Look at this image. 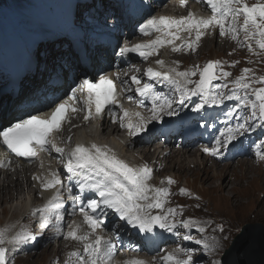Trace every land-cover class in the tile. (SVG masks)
Here are the masks:
<instances>
[{
    "label": "snow or ice",
    "instance_id": "1",
    "mask_svg": "<svg viewBox=\"0 0 264 264\" xmlns=\"http://www.w3.org/2000/svg\"><path fill=\"white\" fill-rule=\"evenodd\" d=\"M204 2L211 13L207 17H197L192 12L179 18L150 16L139 25V32L144 37H150L154 33L159 35L146 43L125 44L119 48V54L126 56L129 53H137L141 58L147 59L165 45L172 46L173 52L182 51L185 47L195 51L197 42L210 29H218L221 37L230 36L233 41L240 43L241 47H247L248 52L253 55L264 54V0L253 5H249L246 0H204ZM186 3L187 0H180L181 7ZM184 32L189 34L195 32L194 41L177 46L175 41L180 40L181 33ZM241 33L244 36L243 42L239 41ZM248 62L252 63L251 60ZM156 63L161 67L164 66L162 60ZM235 63L239 61L230 66L234 67ZM177 68L178 64L177 67L163 72L148 68L144 75L150 83H142L136 75L131 77V84L136 85L135 92L151 102L149 117H144L140 112L130 113L122 105H117L119 94L115 80L107 75H101L98 82L84 79L78 87L71 90L67 99L55 104L47 115L29 114L27 118L0 127V145L5 146L12 154L31 160L38 153L54 151L65 161L64 170L79 188L80 193L89 191L99 197V199L89 197L85 200L80 195L75 198L80 201L79 213L88 230L81 234L80 225L75 222L68 225L69 231L63 238L83 245L82 254L79 252L69 254L68 264H72L73 258L75 264H112L115 246L98 234L104 231L107 210H111L119 221L138 230L140 234L155 235V230L160 229L162 232L179 235L178 227L189 230L195 228L201 234L206 231L200 221L178 220L177 217L183 215L182 207L179 209L166 207L171 195L170 189L149 183L153 169L148 165L131 166L118 158L111 149L95 143L90 146L77 144L67 153L64 148L54 143L52 136L62 130L64 123L69 122V113L80 110L76 105L83 104L86 111L85 121L101 119L108 105L120 107L123 113L120 127L126 128L129 135L135 136L147 131V125L152 121L162 120L163 115H177L179 109L174 108L173 103L183 106L186 101H190L193 104L191 110L200 112L205 106H221L226 101H234V105L227 110L226 116L234 119L236 123L226 124L215 138L214 146L204 149L211 156H217L222 148H228L233 141L245 133L264 128V76H257L253 69L244 68L231 82L229 88L227 78L232 73L224 71L220 61H210L203 68L196 66L195 70L190 71L181 72ZM197 75H199L198 81L191 79ZM119 78L117 75L115 79ZM216 81L221 83L217 84ZM122 84L128 85L129 82L122 81ZM156 84L169 87L173 93H179L178 99L173 101L169 95L158 91ZM193 84L194 87H189ZM225 89L229 90L225 91ZM192 97L198 99L193 101ZM254 152L257 160L264 162V145H256ZM51 177L42 181L41 186L44 191L56 188V194L43 208L33 212V215L39 213L41 228H47L54 215L59 230L62 221L61 210L64 208L59 188L63 187V182L59 173L53 172ZM34 179L39 178L34 177ZM160 183L165 184V181ZM166 183L170 186L175 181L167 178ZM68 191H72L71 186L68 187ZM180 195L191 196V193L182 188ZM219 231L223 232L222 226L219 227ZM146 238L151 239L147 236ZM35 239L36 237L27 230H22L11 239L7 238V230H0V264H10L5 244H22ZM183 239L192 240L200 245L206 254L216 252V247L208 243L207 237L194 240L190 233H186ZM195 252V249L178 247L173 252L161 256L160 262L161 264H200L198 259H194ZM127 264H147V262L133 259ZM212 264H221V261L213 260Z\"/></svg>",
    "mask_w": 264,
    "mask_h": 264
},
{
    "label": "bare ground",
    "instance_id": "2",
    "mask_svg": "<svg viewBox=\"0 0 264 264\" xmlns=\"http://www.w3.org/2000/svg\"><path fill=\"white\" fill-rule=\"evenodd\" d=\"M35 1L33 2L34 4H36ZM37 1L39 2L40 0H37ZM246 2L249 5H253V4L258 3V0H246ZM65 3H67L66 0H61V1L54 0L53 1V4L55 6H58L59 4H65ZM37 5L38 4H36V6ZM44 6L47 9V3L45 0H44ZM204 9L209 10L207 5H204ZM190 12L194 13L195 15L197 14L196 9H191ZM42 14H44V11L41 8V6L39 5V10L34 8V12H31L30 10H26L24 15H25V17H28V19L23 18V19H21V22L24 24L26 21L30 22L32 20L33 24L41 23L43 26L47 23V18L45 16H43ZM63 14H64V12H63ZM187 15H188V13H187ZM119 16H121V15L117 14L115 19H119ZM171 16L179 18L181 16H184V14L178 12L177 14L171 15ZM65 17H63V19H67L68 20L67 24H69L68 14H66ZM241 23H242V21H241ZM20 30L21 29H19V27L16 26L15 23H13L10 19L0 18V56L8 54L10 52V50L15 46L14 41L11 39V37L13 35H16L18 40L22 38V33L20 32ZM138 36H139V38H141L140 41H142V43H146V41L144 40V38L142 36H140V35H138ZM194 38H195V32H192L191 34L184 32V33H181V39L175 41V43L178 44L177 46H179L181 44L192 43L194 41ZM127 40L128 41L131 40V34L128 35ZM239 41L240 42L244 41L243 33L240 34ZM203 43L205 45L206 44H208V45L215 44V48L217 50L218 49L225 50L224 54H222V59L219 56L216 57L217 61L222 62V64L227 67V69H225L224 71L235 72V70L239 67H241L242 69H244V68L253 69V67H251V64L255 65L254 71L256 73L258 70L260 71L259 63L262 60V58L264 57V54H262L260 56L253 55V54L248 52L247 47H241L240 43L233 41L230 36L221 37L219 35L218 29H214V30L210 29L203 35L202 39L197 42L198 46L196 47L195 51H192V50L185 47L182 51L173 52L172 46L167 45L166 47L160 48L157 51V54L155 57L153 56L149 59H142L139 55H137V53H132V54H130L129 58L131 59V61H137L138 64H132L131 67H125L124 66L125 65L124 58L122 57V60L118 63L119 66L125 67L123 69V73H122L123 77L121 78V80H123V81L129 80L130 76L136 75V76L141 77V79L144 80V83H150V81H148V78L144 75V71L146 70V68H148L147 66L149 64H151L153 62H157L158 60H162V61L166 60V59L175 60L180 64V68L184 71L195 70L196 66H199L201 68L200 64H194L191 62V60L194 57H199V58L203 57V55H204V53H203L204 47L202 46ZM230 53H231V55H230ZM33 57H34V55H33ZM110 57H111V55H110ZM120 57H121V55H120ZM250 60L252 61V63L248 62ZM34 61H35V59H34ZM34 61H32V64L34 63ZM111 61L115 62L116 60L112 59ZM236 61H239V63H235L234 67L230 66V65L234 64V62H236ZM15 65L16 64H14V66ZM8 69H10V68H8ZM137 69H139V71H137ZM238 76L239 75L231 76L230 81L235 80ZM191 79L194 81H198L199 75L192 77ZM151 83H154V82H151ZM155 86H156V89L158 91H161L164 94H167L172 98V95H171L172 91L167 90L166 89L167 86H161L159 84H156ZM42 89H43V91L47 90L45 87H43ZM143 106L145 107L146 111L148 112L147 114L151 115L150 108L152 107V105H151L150 100L145 102L143 104ZM173 107L180 110V108L176 107L175 103H173ZM27 113H28L27 110L22 111V110H18V108H13L10 115H11V117L16 118V117H20L22 115H25ZM166 116L167 115H163V119H165ZM196 119L197 118L193 117L190 120V123H193L194 122L193 120H196ZM101 121L103 122L102 126L100 128L97 126L94 129H92V128L94 127L95 120L84 121L78 127V129L76 131H74V134H75L74 136H77L78 132L84 131V132H82L83 137L86 136L87 134L92 133L93 134L92 139H93V141H95L96 138L100 135L101 131L103 130V138L105 136L110 140V138L112 137L113 141L115 143H118L119 149L116 150L117 157L124 160V161L130 160V161H126V162L129 163L131 166H134V167L143 166L142 164L145 162H148V159L156 158V161H157L156 166L159 168L158 174L160 176V175L165 174L168 171H172V167H174V166L177 167V165L169 166L173 158H175V157L181 158V161L179 163V167L183 171V169H185L183 167L184 162L192 160L197 156L196 140H192V139H189L187 141V143H183V147H182V149H180L181 152L175 151L174 155H171V152L164 154V152L162 151L164 146L170 147L174 143V138H169L168 140L162 141L161 143L158 142L159 140L151 141L150 143H148V145L147 144L145 145L146 147H148V146L151 147V150L148 151L149 153L148 152L144 153V152L139 151V153L141 154V156H139V155L134 153V150L132 149L130 144L127 146L123 145L122 139L119 138L120 132L118 130V128H119L118 126L112 125V127L109 128L108 124H110V120L108 118H102ZM91 124H92V127H90ZM108 129H109V132L106 133V131ZM260 131H261V128H257L255 130V132H260ZM157 133L160 134L159 129H155V134H157ZM71 135H72V133H71ZM154 138L155 137H152L151 140H153ZM215 138L213 140L214 142H215ZM89 139H90V137L87 136V140H89ZM65 140L67 142L68 137ZM81 141H84V140H81ZM242 141L245 143L246 139L237 141L235 143V146H234V152L228 156L224 155V153L221 151L219 153V155H217L218 157L213 159L214 161H212V162H210L206 157H203L201 159L202 165L199 162L192 160L191 163H189V168L191 170H187V171L188 172L189 171H196V170H199L200 168L205 171V174H208L207 170H212L213 172L216 171L217 176L215 177V180L216 181L220 180L221 183H222V176H224V174L227 173V174L232 175V173H233V175H235L234 177L236 178V181H235L236 183H233L232 179H231L232 181L227 180L228 183L223 182L222 184H219L217 186L216 190L221 191L222 193L227 191L228 192L227 194H230L231 198H236V196L234 194V184L240 185L241 182L244 181V179L248 178V176L253 175V174H255L256 177H258L259 179H261L262 178L261 175L264 174V162L259 161L257 159L254 162H251L249 155H244V156L239 155V153L243 152V151H238V147H239V145L242 144ZM239 156H240V158H239ZM197 161H198V159H197ZM0 165H4V166H0V200H5V195H8V199L6 202L7 204L8 203L9 204L10 203L15 204L19 201L23 204V200L26 202L27 197L30 196L32 201H33V207H31L30 213H29V215H27V217L30 216L31 212L36 211L37 209H40L43 204H47L48 201L56 194V191H57L56 188L50 189L52 191L51 196H44L42 194L43 189L41 186V182L45 181L47 179V177L49 179L52 178L51 173H50V171L52 169L51 166H49V167L44 166L43 169H41V172H46V170H47V172L43 173V174H38L39 179H34V176L32 175V173L34 172L33 171L34 170L33 169V166H34L33 163L30 166H23V167L22 166L21 167L16 166V169L13 172H10L11 171L10 169H6V166H5L6 161L5 160L0 159ZM247 166H250L251 172H245L244 171L242 173V177L240 176V174L236 173L237 168H243V170H244V169H246ZM184 171H186V170H184ZM260 172H261V174H260ZM61 174H62V179L63 180L66 179V180H64L65 187L66 186L69 187L72 180L70 179L68 173L66 171H64ZM211 178H212V176L206 177L202 180H204V182L206 184L210 185L211 181H212ZM262 180L264 181L263 178H262ZM231 182H232V184H231ZM149 183H150V181H149ZM251 183H252V186H254L258 182L254 178ZM214 184H215V182H214ZM263 184L264 183L262 182L260 184H257V186H259L261 188L263 186ZM229 188H231V189L229 190ZM230 191H232V192H230ZM14 193H15V196L13 197L12 195ZM74 193H76V191ZM25 196H27V197H25ZM97 197L98 196H96V194L93 196V198H95V199ZM196 197H199V199H196ZM172 198H173V193L171 192V195L169 197V203H170V200H172ZM219 198H221V197H219ZM86 199L87 198H85V200ZM61 200L65 201V199H61ZM169 203L166 205V207H169ZM205 203L206 202H205L203 196L200 195L199 193H197V195L193 196V200H187L186 201L185 207H186V210L188 212L192 213L193 216L195 218H197L202 223V226H204L206 228L205 232H209V231L213 230L214 228H216V225L219 227L220 226L223 227V232L217 231L213 234V237H214L213 244H216L220 248H223L227 242V240H226L227 232H224L226 230V228L223 226V222L226 220L218 218V217H212L208 214H205L202 211V208L205 206ZM20 205L21 204L18 205V203L16 205L14 218H16L23 211L24 206H20ZM70 206H71V201H69L68 203H65L64 208L61 210L62 221H61L59 230L57 228H54L53 225H50V227L48 228V229L53 230L51 238H49L48 240H43L41 245H39V244L35 245L34 243H32V241H28V242H25L22 244H9V246L7 248L8 249L7 256H9V257L11 256L12 248L14 245H16V247L14 248V251L17 252V254L19 256H21V258L24 259L23 261H26V263L31 259L32 256H35L38 253L36 251H44L42 253H46L48 255V257L50 256L49 257V259H51L50 263L49 262L47 263V261H46L45 264H68L69 254L71 252H79L82 254L83 253V245L81 243H79L77 241H72V240H65L63 238L64 234L67 231H69L68 225L70 224V221L72 219V211L70 210ZM79 207H80V203H79ZM107 212L109 215H107L108 217L107 216L105 217L106 218L105 221L110 220V219H111V221H110V223L105 224L103 235L109 236L115 242V256H118L119 258L124 259L125 255H124V253H121L120 250H122L124 248H129L133 252H136L138 250L137 246H135L134 243L131 242V238H127V235H122V238H119V236H118L119 234H121L123 232H124V234H126V227H122L120 230L114 231L113 229L116 227L118 220L115 217H113L114 214L112 213V211H107ZM37 214H38V212H37ZM39 222H40V220L34 223V228H37ZM204 222H207V223L204 224ZM76 224L81 226V234H83V232L88 230L87 226L84 224L82 219H80L79 222H77ZM180 229H181V227H178V231ZM22 230H26V229H24V227L20 223V225L16 229V233L18 234ZM163 234H164V237H162L163 241L160 243V247L158 249L152 248L151 253L149 254L152 256H156V257L146 259L145 261L147 262V264H154V262H155V264H161L160 259L158 258L159 252L164 253L169 248H172L174 251V249L181 247L178 240L175 238L174 234L168 233V232H163ZM157 237L161 238V233L158 234ZM55 241H57V243H55ZM55 244L57 245L56 247H55ZM41 254H39V255H41ZM46 254H45V256H46ZM44 257H43V259H44ZM72 264H75L74 258H73Z\"/></svg>",
    "mask_w": 264,
    "mask_h": 264
},
{
    "label": "rangeland",
    "instance_id": "3",
    "mask_svg": "<svg viewBox=\"0 0 264 264\" xmlns=\"http://www.w3.org/2000/svg\"><path fill=\"white\" fill-rule=\"evenodd\" d=\"M34 1L35 0H0V12L7 13L6 15H9L8 19H10L13 23H15L16 26L20 27L21 29H26V28H30V25L33 24V21L32 20L30 22L26 21L24 24L21 22V19L23 18L27 19V17H25L24 15L25 11L30 10L31 12H34V8L39 10V5H40L44 11V14L42 15L47 18V23L52 28H54L55 26L54 23L58 27L61 25V22H60L61 20H59L54 14H52L51 11H47L45 6H43L42 4L43 0H40L39 2L36 0L35 3L38 4L37 6L36 4L33 3ZM66 1L68 2V4H72V8L73 7L75 8V15L77 18L76 20L79 22V24L84 23L86 25L92 26L93 28H98L100 27V24L98 23L100 19H95V17H97L96 10L100 9L102 4H105V7H106V4H108L107 2L109 0H66ZM258 2H261V0H258ZM114 4L115 6H117L116 3ZM26 23H28L27 26H25ZM37 26L42 27V24L38 23ZM133 30L134 29H130L129 33ZM75 32H77V30H75ZM127 32H128V29H127ZM26 34L28 35V38H26L25 40L27 42H30V49L32 50L35 58L40 59L42 61L44 59L46 60H53V59L55 60L56 58L59 59V60H55L53 65L59 64L61 68H54V70H64L65 67L72 68V64L68 65V63L65 60H63L65 57H63L60 54V52L62 51L61 50V40H59V38H57L55 35L47 36L42 31L36 28H31L30 31H28ZM41 41L42 43H39ZM22 45L24 47V41H22ZM202 46L204 47L203 57L202 58L194 57L191 60L192 63L200 64L201 68H203L208 62L217 61L216 57L218 56L222 59V54H224L225 50H222V49L217 50L215 48V44L205 45L203 43ZM117 49L112 54L115 56L117 60H120V58L117 57V55L119 54V51L116 53ZM14 59L16 61L17 66H20L21 68L25 69L27 65V61L25 60L24 55L21 53L20 45L17 48V53L14 56ZM177 64H178L177 70L183 72L184 70L180 68V64L175 60L164 61L163 67L158 65L156 62L155 64H152V65L156 69L163 70V69H169L172 67H177ZM259 66H260V71L258 70L256 73L254 71L255 65L251 64V67H253V71L255 72V75L264 76V57L260 61ZM225 69H227V67L223 65V70ZM241 71H242V68L239 67L235 70V72L233 71H228V72L232 73L231 76H233V75H240ZM194 86L195 85H189V87H194ZM124 88H126V86H124ZM234 103H235L234 101H226L223 105L217 106L216 112L211 116L208 125L205 126V130H204L205 136L194 138V139L200 140L199 145H201L202 151L199 153V155L197 153V156L192 160L199 162L202 165L201 156L203 155V152H205L203 151V149H205L207 145L206 140L210 139L209 137H207L208 133L211 134L212 132L221 130L225 127L226 124L234 125L236 123L234 119L228 118L226 116L227 110L231 108L234 105ZM263 130L264 129L261 128V132ZM108 132H109V129L106 131V133ZM72 135H73V139L75 140L76 139V137L74 136L75 134L72 133ZM119 138L121 139L122 136L119 135ZM156 140H159L158 141L159 143L162 142L160 141V138ZM211 140H212V144L210 145V147H213L215 143L213 142L212 137H211ZM178 143H182V142L181 140L177 138L176 141L173 143L174 146L173 145L170 146L169 149L172 150V152L173 151L181 152L180 150L181 148L178 145ZM102 145L104 147L111 149L113 152H116L117 148L114 146L115 145L118 146V143H115L112 137L109 140L107 137L104 136V141L102 142ZM230 145L233 147L234 142H232V144ZM256 145H264V143L261 141V138H258L255 141H251L249 146L244 148V151H243L244 154H250V156L252 157L251 162H254L253 160L256 159L255 152H254ZM149 150H151V147L144 146V148L136 149L134 153L141 156L139 151L147 153ZM223 151H226V149H223ZM207 156H208V160L212 162L213 156L208 155V154ZM154 160L155 159L150 158L148 159V162H151ZM192 160L184 162L183 167L185 169H183L182 171L179 167L181 158H178V157L173 158L169 166L177 165V167L176 166L172 167V171H168L165 174L160 175V176L159 174L158 176L157 174H155L154 177L155 178L157 177L155 180V183L158 185L160 184L161 187H165V186H169L166 183L167 178H171L172 180L175 181L174 184L169 186L172 188L171 192L173 193V198L172 200H170L169 207H174L178 209L182 207L183 215L177 217L178 220L194 219V220L199 221L197 218L193 216L192 213L188 212L185 207L186 201L193 200V195H197V193L202 195L206 202L205 206L202 208V211L205 214H208L212 217H218V218H222L226 220L224 221L223 226L226 228L224 232H227L226 234L227 242L223 248H220L218 245L213 244V238H214L213 234L219 231V226L216 225L217 228H214L213 230L209 232H204L203 234L197 232L196 229L193 228L196 231L195 236L193 237L194 240L203 239L204 237H207L208 243L216 247V252L206 254L200 245L195 244L194 247L190 246L189 248L195 249L197 252L194 259L201 258L200 264H212L213 260L221 261V257L223 256L225 250L230 247L232 241L241 232V229L243 226H246L249 224H252V225L260 224L264 226V184L261 188L257 186V184H260L262 182L264 183V181L262 180V178L264 179V176H263L264 174L261 175L262 176L261 179H259L258 177H256L255 174H253V175L248 176V178L250 177L249 179L248 178L244 179V181H242L240 185L234 184V194L236 198H231L230 194H227L228 193L227 191L222 193L221 191H218L216 189L219 184H222L223 182L228 183L227 180L230 181L232 179L233 181L232 180L231 181L233 183H236L235 182L236 178L234 177L235 175H233V173H232L233 176L227 173L224 174V176H222V183L220 182V180H217L218 181L217 182L215 180V177L217 176L216 171L213 172L212 170H207L208 174H205V171L200 168L199 170L188 172L187 170H191L189 168V163H191ZM142 165H145V164H142ZM244 171L251 172L250 166H247L246 169L244 170L243 168L236 169V173L240 174L241 177ZM211 176H212L211 178L212 181L210 185L206 184L204 180H202L206 177H211ZM254 178L257 180L258 183L252 186L251 182L253 181ZM161 181H165V184H161L160 183ZM182 188L186 189L187 192L191 193V196L180 195V189ZM230 189L231 188H229V190ZM12 196L14 197L15 193ZM7 199H8V195H5V200H0V230H7V238L11 239L12 237L17 235L16 229L20 225V223L24 224L23 225L24 229H26L27 231H30L28 226L32 225L33 221L31 222L25 221V216H26V210L29 208L30 204L33 203V201L31 197L28 196L26 202L23 200V204L20 201L17 202L18 205L21 204L20 206H24V208H23V211L16 218H14V215H15L14 213H15L17 203L7 204L6 203ZM39 233L40 232L34 233L35 234L34 236L36 237V239L34 240L35 242L37 241V239L40 238ZM185 233H187V231ZM31 234L33 235V233ZM50 235L51 233L47 234L45 238L46 239L49 238ZM181 235L182 234L180 232L179 237H182ZM8 246L9 244L4 245V247L6 248H8ZM15 247L16 245H14L12 248L11 256L10 257L7 256L8 259H10L9 260L10 264H45L46 261L47 263L48 262L50 263L51 261V259H49L50 256L48 257L46 253H42L44 251H36L38 253L35 256H32L31 259L26 263V261H23L24 259L21 258V256L16 255V252L14 251ZM167 253H170V252H166L165 254ZM165 254H159V257Z\"/></svg>",
    "mask_w": 264,
    "mask_h": 264
},
{
    "label": "water",
    "instance_id": "4",
    "mask_svg": "<svg viewBox=\"0 0 264 264\" xmlns=\"http://www.w3.org/2000/svg\"><path fill=\"white\" fill-rule=\"evenodd\" d=\"M222 264H264V226H243L231 247L225 251Z\"/></svg>",
    "mask_w": 264,
    "mask_h": 264
}]
</instances>
